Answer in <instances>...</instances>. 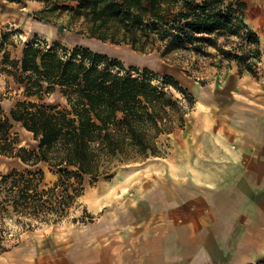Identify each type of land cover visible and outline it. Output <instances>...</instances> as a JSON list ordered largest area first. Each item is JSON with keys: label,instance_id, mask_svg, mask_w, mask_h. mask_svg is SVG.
Here are the masks:
<instances>
[{"label": "trees", "instance_id": "obj_1", "mask_svg": "<svg viewBox=\"0 0 264 264\" xmlns=\"http://www.w3.org/2000/svg\"><path fill=\"white\" fill-rule=\"evenodd\" d=\"M75 5L70 11L90 24L91 38L126 43L144 53L160 51L206 55L215 48L242 68L259 59L258 34L244 18L243 0H58ZM57 6V5H56ZM111 33V34H110ZM238 47L226 49L231 36ZM224 37L226 43H220ZM4 42L8 35H4ZM228 41V42H227ZM239 45L241 47L239 48ZM0 72L12 76L25 88L29 100L19 101L5 119L0 118V154L19 158L29 168L41 163L60 169L54 189H40L45 173L13 170L0 179V214L28 216L47 223L58 222L71 201L81 196V186L71 177H102L119 166L161 155L159 139L184 127L195 96L172 77L161 78L147 68H125L91 48L73 50L33 41L23 49L22 59L5 53ZM2 66V67H1ZM172 90L182 95L175 98ZM59 93L67 108L44 102ZM1 117V116H0ZM12 122L22 123L38 141L37 150H15L9 138ZM73 169V170H71ZM64 187L62 196L56 189Z\"/></svg>", "mask_w": 264, "mask_h": 264}, {"label": "rangeland", "instance_id": "obj_2", "mask_svg": "<svg viewBox=\"0 0 264 264\" xmlns=\"http://www.w3.org/2000/svg\"><path fill=\"white\" fill-rule=\"evenodd\" d=\"M246 1L245 11L253 9V5L258 2H264ZM61 5L73 7L75 4L58 0H0V57L9 53L11 58L21 60L23 49L36 40L48 43L50 48L54 45L70 50L76 46L91 48L121 60L126 69L130 66L147 68L162 79L166 76L174 78L195 96L194 106L186 115L184 127L176 125L172 134L160 137V156L119 165L102 177H71L69 180L75 184L69 188L68 193H74L73 187L79 189L78 186L82 185L81 196L65 207L62 216H51L58 219V222L47 223L43 221V215L35 219L17 213L0 214V264H117L112 258L111 249L103 251L95 246L96 224L102 214L143 215L146 189L150 184L162 181L171 187L175 186L173 182L176 185L183 183L181 188L185 198L197 196L192 185L197 180L202 183L212 181L219 195L223 194L224 185L230 188L232 183L239 181L240 175L231 172L234 169L223 166L225 163L217 156V160H209L207 142H199L205 133L203 123H206L199 121L201 112L209 109L201 104V91L213 88L216 93L210 96L228 98L239 97L238 89L251 84L264 88V50L261 42V37L264 41V29L261 30V36L258 34L259 45L254 47L260 50V58L250 59L241 68L237 61L223 58L213 47L207 49L206 55L183 51L163 57L160 51L144 53L126 43L117 45L111 40L104 42L91 38L89 22L85 18L73 16L70 11L58 10ZM244 18L246 20L245 12ZM6 34L8 41L2 45ZM229 41L226 43L224 37L220 39V43H226V49H234L241 42L235 35ZM172 92L175 98L182 99L180 93L175 90ZM27 99L30 98L26 96L25 88L14 77L0 72V118L5 119L19 101ZM31 100L58 105L60 109L67 108L65 98L59 93L47 96L44 102L37 98ZM9 138L16 151L22 148L37 150L39 144L22 123L12 122ZM213 164L216 167L215 173H202L204 170L207 172V168ZM175 165L180 167L181 173L170 171L169 167ZM13 170L21 173L43 170L45 179L41 192L54 189L62 177L60 169L51 168L45 163L29 168L19 158L0 154V179ZM55 193L62 196L65 193L64 187L57 188ZM128 199L133 200L130 201L131 206L127 205ZM103 205H106L104 210L99 211ZM95 207L99 212H96ZM185 208L191 212L195 206L186 205ZM89 238L93 239L87 241ZM129 249L125 246V253ZM252 256H256V259L249 264H264V254Z\"/></svg>", "mask_w": 264, "mask_h": 264}, {"label": "crops", "instance_id": "obj_3", "mask_svg": "<svg viewBox=\"0 0 264 264\" xmlns=\"http://www.w3.org/2000/svg\"><path fill=\"white\" fill-rule=\"evenodd\" d=\"M252 8L245 11V21L261 36L264 2ZM261 42L264 50L262 37ZM238 90L239 97L228 98L210 96L213 88L201 91V104L209 109L201 112L199 121L206 123L199 142H207L209 160L219 157L239 181L230 188L225 184L221 195L212 181H194L197 196L191 198H185L183 183L150 184L143 215H101L96 248L111 249L117 264H249L256 259L252 255L264 254V88L251 84ZM179 168L169 167L181 173ZM215 168L202 173H215ZM186 205L195 209L187 211ZM125 246L131 248L127 253Z\"/></svg>", "mask_w": 264, "mask_h": 264}, {"label": "bare ground", "instance_id": "obj_4", "mask_svg": "<svg viewBox=\"0 0 264 264\" xmlns=\"http://www.w3.org/2000/svg\"><path fill=\"white\" fill-rule=\"evenodd\" d=\"M263 5V4H262ZM260 6V5H259ZM259 19H260V17H259Z\"/></svg>", "mask_w": 264, "mask_h": 264}]
</instances>
